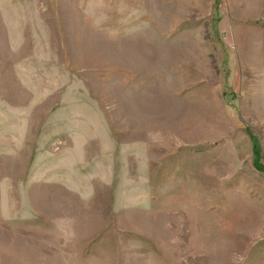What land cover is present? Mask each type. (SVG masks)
<instances>
[{
	"label": "rangeland",
	"instance_id": "obj_1",
	"mask_svg": "<svg viewBox=\"0 0 264 264\" xmlns=\"http://www.w3.org/2000/svg\"><path fill=\"white\" fill-rule=\"evenodd\" d=\"M0 264H264V0H0Z\"/></svg>",
	"mask_w": 264,
	"mask_h": 264
},
{
	"label": "trees",
	"instance_id": "obj_2",
	"mask_svg": "<svg viewBox=\"0 0 264 264\" xmlns=\"http://www.w3.org/2000/svg\"><path fill=\"white\" fill-rule=\"evenodd\" d=\"M254 155L257 156V152L256 153L254 152Z\"/></svg>",
	"mask_w": 264,
	"mask_h": 264
}]
</instances>
